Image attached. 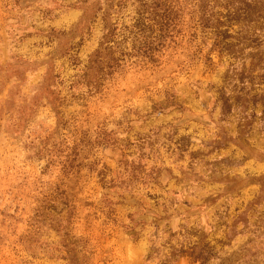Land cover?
Instances as JSON below:
<instances>
[{"label": "rangeland", "instance_id": "rangeland-1", "mask_svg": "<svg viewBox=\"0 0 264 264\" xmlns=\"http://www.w3.org/2000/svg\"><path fill=\"white\" fill-rule=\"evenodd\" d=\"M118 2L0 0V264H264V37L219 54L178 0L151 63ZM105 24L111 69L90 64Z\"/></svg>", "mask_w": 264, "mask_h": 264}, {"label": "trees", "instance_id": "trees-1", "mask_svg": "<svg viewBox=\"0 0 264 264\" xmlns=\"http://www.w3.org/2000/svg\"><path fill=\"white\" fill-rule=\"evenodd\" d=\"M115 5L120 8L125 0H118ZM198 8L199 25L202 30L213 32L215 41L213 48L220 53L236 60L239 55L242 56V50L250 45L260 41L264 37V0H193ZM136 8L131 28L124 27V32L131 35L130 45L131 54L154 63V55L164 47L167 38L171 39L172 31H175L179 22L181 12L178 0H136ZM109 9V8H108ZM107 15H105L104 21ZM103 20V19H102ZM115 31V33H114ZM116 30L113 27H107L102 37L99 49L90 59V64H100L106 69H111L116 64L114 49ZM127 37L121 34V40L124 44ZM126 54V53H125ZM120 52L121 57H125ZM127 55V54H126ZM250 53L249 56L254 57ZM257 63H260L257 61ZM264 74V66H258ZM249 82L260 78L264 84V75L253 76L252 68L248 71ZM240 80V79H239ZM242 80V79H241ZM218 101L223 115L231 111L232 102L225 97V91L220 89ZM239 93V92H238ZM236 95V94H235ZM248 97V96H247ZM240 96L236 95L235 100L239 101ZM244 99V98H243ZM249 101L254 105L261 103L264 107V90L258 95L250 97ZM264 111V110H263ZM197 245V244H196ZM199 245V244H198ZM189 256L205 264L208 257L212 255V250L204 245L192 246ZM196 253V254H195Z\"/></svg>", "mask_w": 264, "mask_h": 264}]
</instances>
